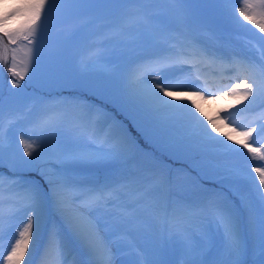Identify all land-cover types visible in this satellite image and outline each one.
I'll return each instance as SVG.
<instances>
[{
	"label": "rangeland",
	"instance_id": "obj_1",
	"mask_svg": "<svg viewBox=\"0 0 264 264\" xmlns=\"http://www.w3.org/2000/svg\"><path fill=\"white\" fill-rule=\"evenodd\" d=\"M59 1L0 0V174L11 172L3 175L11 182L0 180V263L13 253L16 264H25L35 254L29 248L33 240L60 227L69 245L83 249L85 264H155L164 257L165 264H264V91L257 85L264 75V0H112L72 15L43 40L26 38L28 23ZM135 4L141 19L121 29L120 37L109 35L118 19L112 15L122 18ZM186 37L193 41L180 44ZM219 43L243 53L254 78L206 84L186 61H176L179 44L186 53ZM97 46L102 49L87 56ZM159 56L165 58L162 65L140 70L131 80L141 92L152 91L151 108L144 97L131 94L128 76L137 71L135 62L150 64ZM75 85L124 115L105 128L101 140L80 129L83 118L71 113L73 104L65 106L67 98L73 102L68 91ZM58 98L62 101L53 103ZM240 110L250 111L235 115ZM49 111L57 115L44 132L21 124ZM176 114L199 121L200 131L220 127L215 146L205 142L208 137H186L185 125L177 131L180 124H170ZM127 118L142 139L151 140V160L145 161V152L131 140ZM106 119L94 122L91 131ZM111 134L134 145L128 152L133 160H110ZM153 143L176 152L177 162L157 158L166 153ZM137 161L152 166L151 179L132 189L122 165ZM27 169L60 184L49 193L35 185ZM98 171L104 176L100 184L73 183L69 175L95 180ZM117 178L114 189L109 185ZM96 184L97 196L88 188ZM111 190L121 195L124 208ZM6 195L30 200L13 202ZM84 197L112 201L109 207L120 214H101L98 201ZM216 202L217 208H209Z\"/></svg>",
	"mask_w": 264,
	"mask_h": 264
},
{
	"label": "trees",
	"instance_id": "obj_2",
	"mask_svg": "<svg viewBox=\"0 0 264 264\" xmlns=\"http://www.w3.org/2000/svg\"><path fill=\"white\" fill-rule=\"evenodd\" d=\"M137 4V2H135ZM136 4L133 5V7H131L130 13H128L127 15H125L124 17L120 18L117 15H112V17L114 18H118L115 20L114 25L111 27V31H109V35H113L115 34L117 37H120L119 34L121 32V29L126 30V26L131 25L132 23L137 22L138 19H141L140 14L137 13L136 11ZM135 6V7H134ZM133 11H135L137 13L133 14ZM107 36V35H106ZM171 44V43H170ZM169 44V45H170ZM219 46V44H218ZM221 46V44H220ZM223 47V46H222ZM102 48L100 46L94 47L93 49H91L89 52H87V56H90L89 53H93L94 50L96 52H99V50H101ZM223 49H225V47H223ZM218 50V48L216 47L214 49V51L212 52L213 54L208 55L204 52H200V51H196V53H184V55L181 57V59L186 60L188 63L193 62V67L196 68L197 64L199 62L204 61V65L207 66L206 72L205 74L211 78H214V72L216 73V70H218L219 68H221L222 66H225V68L223 69V71H220L217 75V78H224L226 77L225 73H232V67H230L229 65H233V63L236 65V67L240 70L244 69L246 71H248V76H250V74H253L252 72L249 71V69H247V67H245V64L241 63V58L239 57H234V54H230L228 55L227 53H223V54H219L218 52H216ZM179 53L181 55V50H178ZM241 57V56H240ZM86 58V57H85ZM165 62V58L162 56H159V58L156 61H151V63L149 64V62H144V61H139V69L135 72H130L129 74V81H130V92L131 94H134L137 96V98H142L144 97L146 103H148V106L151 107L154 105L153 102V98H152V91L146 93V92H141V90H138L135 88V86L133 85V83H131V80L133 79V76L140 70L143 69H147V67L149 68H153V67H159V65H162ZM181 63V61H180ZM197 69V68H196ZM255 73V71H254ZM263 74V73H262ZM264 76V75H263ZM135 77V76H134ZM228 77V76H227ZM264 83V78H263V82L261 83H257V85H259L261 87V89L264 91L262 86ZM69 94V98H72L73 102L69 101V100H65L67 103L65 106L69 105H74V110L71 112H75V113H81L83 118L82 124L80 129H83L82 131H84L86 133V135L91 134L92 136H94L95 140H101L102 136L105 133V128L113 122L118 123L120 119H122V117L124 116L122 114V111L120 112L118 110V107L116 105L111 104L109 101H104L102 98H98L96 94H88L86 92H84L82 89H80V87L78 85H75L74 87L72 86V89H70V91H68ZM261 93V92H260ZM264 100V98L262 99ZM53 103L57 102V101H62L61 99H55L52 100ZM152 108V107H151ZM121 110V109H120ZM245 112V111H244ZM70 113V114H71ZM125 113V112H124ZM243 112H238L236 111L235 115L241 114ZM56 112L55 111H49L46 112L44 114H42L40 117L36 118V120L30 121L28 123H21L22 125L26 126L27 130L36 132V133H41L46 131V126L48 123L51 122L52 119L56 118ZM70 116V115H69ZM104 116H107L108 119L105 120V122L100 125V126H95V130L91 131L92 126L94 124V122L97 123V121L101 118H103ZM183 116L182 120H179V118H181ZM9 121H13L14 119H8ZM133 121V119H132ZM132 121L130 120V118H127V122L125 120L124 124L125 127L128 130V133L130 134V138L131 140H135L140 146V149L142 150V155L145 152V156H142L145 161L151 160L152 156L150 154V151L152 150V146L150 144H152L151 140H148L147 138L142 139L144 136H142V134H140V132L137 130V128L135 127V124L132 123ZM170 124L173 121V124L175 123H179L181 128H177V131H181L184 127V125L186 126L185 128L187 129L186 132H184L185 134H183V132H178L179 135L181 136H186L187 135H197L198 137L201 136V138L205 139L206 137L207 140H205V142L208 141V145H214L217 143V138H215L218 134L216 133V130H220L218 128H203V131L201 130V127L199 126V121H189L188 117H184V115L181 114H176L173 116H170ZM188 123V128H187V124ZM190 123H192L190 125ZM204 123V122H203ZM174 127V126H173ZM92 132V133H91ZM174 133H176V131H173ZM200 134V135H199ZM209 134V135H208ZM116 137V139H115ZM213 139V140H212ZM134 141V142H135ZM107 143L109 144V151H107L109 153V158L112 161H115L119 164H123L126 161H130L133 160L132 158L130 159V156L128 152L133 151L134 149V145L130 142H128L127 140L123 139V135L120 134L118 136H113V134H111V137L108 138ZM146 143V144H145ZM150 143V144H149ZM151 146V148H150ZM155 147V149L159 152H163L166 153L165 156H157V158H161V159H171V162H177L176 158H172L173 155L176 154V152L169 150L168 148L165 147H161L155 143H153V148ZM210 151V150H208ZM152 154H155V152L151 151ZM124 155L128 156L127 158L123 159ZM108 158V159H109ZM141 158V156H139L137 159ZM83 160H81L80 162H82ZM84 162V161H83ZM185 162V161H184ZM138 163V164H137ZM137 163H127L122 165L123 168L127 171H129V175H128V181H129V185L132 189L133 186L140 183V182H144V180L149 179L150 177V173L152 172L151 168H149L148 166L146 167V165H143V162H138ZM131 164V165H128ZM135 164V165H134ZM29 170L30 174H35L37 177H39V179L42 181V183L44 184L45 187H47V190L49 192H52L51 190L53 186H58L60 184V180L57 181L56 179L52 180L53 183L50 184V181H48V179H46L43 175H41L37 170H33V169H27ZM102 171H98L97 173H99L95 178L98 183L99 181H101L104 176L101 173ZM7 174L5 171H2V174H0V180L3 178V175ZM70 176H72L71 181H73V183H79V180L75 179V177L71 174H69ZM137 176V178H136ZM10 179V178H9ZM8 179V181H9ZM222 179H225L224 177ZM56 180V181H55ZM150 180V179H149ZM120 181V179H115L111 182V184L109 186H114L116 185L118 182ZM85 184V183H84ZM109 184V183H108ZM107 185V184H106ZM88 187V186H86ZM90 190L97 192V190L99 191L100 188L92 185L88 187ZM115 189V186H114ZM96 190V191H95ZM117 190V189H116ZM54 191V190H53ZM101 205L104 207V209H106L108 206L106 205V203L102 200L101 201ZM110 213L113 216H116L117 214H120L117 209H113L112 207L110 208ZM124 217V216H123ZM198 264V262H197ZM202 264V263H199Z\"/></svg>",
	"mask_w": 264,
	"mask_h": 264
},
{
	"label": "bare ground",
	"instance_id": "obj_3",
	"mask_svg": "<svg viewBox=\"0 0 264 264\" xmlns=\"http://www.w3.org/2000/svg\"><path fill=\"white\" fill-rule=\"evenodd\" d=\"M223 100V99H222ZM227 101V100H226ZM221 103V101H220ZM202 107V106H200ZM205 111V110H202ZM226 195V193H225ZM227 196V195H226ZM214 197V196H213ZM216 199V198H214ZM228 199L229 196H228ZM212 204V205H211ZM214 204V205H213ZM216 203H210L209 208H217ZM239 204H241L239 202ZM234 211H239V207L233 208ZM209 211V210H208ZM244 211L243 209L240 208V213L242 214ZM248 213V212H247ZM208 214V213H207ZM215 214V213H214ZM231 214V213H229ZM233 214V213H232ZM74 215V214H72ZM234 215V214H233ZM53 217V216H52ZM228 217V216H227ZM64 218V217H63ZM219 218V217H218ZM235 218V217H234ZM245 218V217H244ZM243 218V219H244ZM217 219V218H216ZM220 219V218H219ZM225 219V218H224ZM227 219V218H226ZM231 219V218H230ZM61 220V219H60ZM63 220V219H62ZM221 220V219H220ZM229 220V219H228ZM238 220V219H237ZM73 221V220H72ZM233 221V220H232ZM226 223L228 227L233 226L234 223ZM182 222V221H181ZM242 222V221H239ZM51 223V221H50ZM172 223V222H171ZM224 223V222H223ZM178 225V224H177ZM51 226V225H49ZM54 226V225H53ZM172 226V225H171ZM179 226V225H178ZM184 226V225H183ZM225 226V225H224ZM245 227V226H244ZM53 228V227H52ZM51 229V228H50ZM47 230V229H46ZM246 230V228H244ZM61 228L58 227L57 231L52 234V236H42L39 237L37 236V240H33V242L30 244L29 248H32L35 251V254L32 256L26 257L25 264H79L80 259H85V256L83 257V254H80V250L82 251L83 249L80 248V250L73 244H68V239L61 233ZM65 232V231H64ZM48 234V233H47ZM74 238V237H73ZM89 238V237H87ZM92 238V237H91ZM90 238V239H91ZM82 239V238H81ZM83 241V240H82ZM86 241V240H85ZM91 241V240H90ZM77 242V241H76ZM79 244V243H78ZM90 245V244H89ZM27 246V245H26ZM89 248V247H88ZM85 249V248H84ZM32 251V250H31ZM14 252V251H13ZM84 252L87 253L86 250ZM90 254V252L88 253ZM10 256V261L6 264H16L17 263V258L18 256L11 253ZM86 260V259H85ZM87 261V260H86ZM89 261V260H88ZM87 261V262H88Z\"/></svg>",
	"mask_w": 264,
	"mask_h": 264
},
{
	"label": "water",
	"instance_id": "obj_4",
	"mask_svg": "<svg viewBox=\"0 0 264 264\" xmlns=\"http://www.w3.org/2000/svg\"><path fill=\"white\" fill-rule=\"evenodd\" d=\"M110 0H60L25 27V37H36L43 40L48 33L64 23L71 15L85 13L103 5Z\"/></svg>",
	"mask_w": 264,
	"mask_h": 264
}]
</instances>
